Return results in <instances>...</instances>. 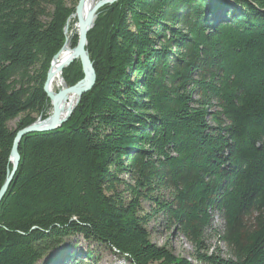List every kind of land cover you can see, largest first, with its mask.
<instances>
[{
  "label": "trees",
  "instance_id": "trees-1",
  "mask_svg": "<svg viewBox=\"0 0 264 264\" xmlns=\"http://www.w3.org/2000/svg\"><path fill=\"white\" fill-rule=\"evenodd\" d=\"M78 2L0 0V189L17 131L49 115L47 74ZM87 48L95 85L61 127L21 140L0 264H37L78 235L130 264H195L152 242L159 216L199 263L264 264V0H119ZM64 73L84 76L80 61ZM60 250L50 264H83Z\"/></svg>",
  "mask_w": 264,
  "mask_h": 264
},
{
  "label": "water",
  "instance_id": "water-1",
  "mask_svg": "<svg viewBox=\"0 0 264 264\" xmlns=\"http://www.w3.org/2000/svg\"><path fill=\"white\" fill-rule=\"evenodd\" d=\"M117 0H99L97 2V5L89 12V15H87L86 19H82L80 16L82 5L84 0H79L77 6H76V13L79 15V33H78V43L75 46L77 58L79 59L84 76L81 80H79L76 84L66 87L63 90L59 91L56 95H51L49 92L47 85L49 80V71L47 74V79L45 82L44 90L49 97V99H52V105H53V111L52 115L47 117L46 119L42 120V117L40 116L36 121H34L32 124L20 129L17 131L16 136L13 141L12 149H11V156L10 160L13 164L12 170L9 172L5 182L3 183L1 189H0V203L7 194L11 183L13 182L16 172L19 168V164L21 161V155L19 152V147L21 140L30 134L34 133H46L53 130L58 129L61 127L65 122H67L73 113L74 109L76 108L77 104L79 103L82 94L90 90L96 83L97 74L94 67V63L91 60L89 51H88V33L90 30L94 27V20L97 17V12L102 7L112 4V2ZM67 42V40H66ZM66 44V43H65ZM65 46V45H64ZM54 56L53 60L59 56L62 49ZM52 60V61H53ZM52 64V62H51ZM69 92H76L79 96L78 101L76 104L72 105L68 114L65 117H61V112L59 111V102L69 93ZM55 99V100H54ZM50 119V120H49ZM65 245V244H64ZM64 245H62L60 248H63Z\"/></svg>",
  "mask_w": 264,
  "mask_h": 264
},
{
  "label": "rangeland",
  "instance_id": "rangeland-1",
  "mask_svg": "<svg viewBox=\"0 0 264 264\" xmlns=\"http://www.w3.org/2000/svg\"><path fill=\"white\" fill-rule=\"evenodd\" d=\"M67 2L69 5L72 4V0H67ZM97 15H98V12H97ZM72 17L69 20V22L66 24V27H65V34H66V30H67L69 32V36H70L71 40H72L73 34H74V32H72V31L74 30V26H75V19H73ZM72 28H73V30H72ZM66 40H67V38H66ZM65 43H66V41H65ZM76 61H79V59ZM64 75H65V73H64ZM72 76H73V74H69V77L65 75L64 79L68 82V79L73 80L74 77H72ZM79 80L80 79H78L74 84H76ZM70 86H72V85H70ZM55 91H59V89L56 88ZM51 109H49V114L51 113ZM18 121H19V117L14 119V120H11L8 123L9 127L15 128L17 126ZM143 208H144L145 212H149L151 210V204L149 202L144 201L143 202ZM213 228L219 232H221L223 230L222 221L217 217H215V220L213 223ZM148 230L150 231L152 242H154L158 245H167V246L171 247L177 256L188 258L191 261H193V263H195V264H204V263H199L194 259V257H193V251L194 250H193L192 246L190 244H188L184 238H182L180 235L176 234V230L173 231V230L166 228V225H165L163 218L161 216L155 218L148 225ZM211 234L212 233L209 230L208 235H211ZM208 244L211 247L210 252H212L214 248L216 250V247H219L222 250V255L226 254V247H225L224 243L220 242L215 236H212L208 240ZM62 245H64V247L63 248L59 247V249H62L60 251L66 252V255L69 256L68 257L69 261L75 260L77 258V261H80L82 259L83 264H130V262H128V260H126L124 257H120L119 255H115L114 253L110 252L109 250L105 249L102 246H98V245L96 246L95 244L89 243L87 240H85L82 236H79V235L65 240ZM73 246H75V248H74V250H71V248ZM57 247L48 251L47 256H44L40 260V262H38L37 264H50L54 255L59 252V249H57ZM89 248L91 249V251H93V257L90 259L85 258V257L82 258L81 256L83 255V253L88 251ZM64 258H66V257H64ZM62 261H64V260L60 259L59 263L57 261V262H53L52 264H63Z\"/></svg>",
  "mask_w": 264,
  "mask_h": 264
},
{
  "label": "bare ground",
  "instance_id": "bare-ground-1",
  "mask_svg": "<svg viewBox=\"0 0 264 264\" xmlns=\"http://www.w3.org/2000/svg\"><path fill=\"white\" fill-rule=\"evenodd\" d=\"M98 1L99 0H84L83 5H82V9H81V13H80V16L82 17L83 20L86 19L87 15H89V12L97 5ZM118 1L119 0L114 1V2H112V4H114ZM112 4H109V5H112ZM72 16L71 17L73 19H75L74 28H75V32L78 35V33H79V26H78L79 15L75 12L74 15H72ZM96 19H97V17H96ZM96 19L94 20V25H95ZM66 36H67V42H66L64 48L62 49L61 53L59 54V56L52 61L50 71H49V80H48L47 88H48L49 92L51 93V95H53V96L58 94L59 91L63 90L64 88L69 87L67 82L64 80L63 71H64V69L71 66L73 62L78 60L75 47L71 46V38H70L69 32L67 30H66ZM56 88L59 89V91H55ZM78 99H79V96L76 92H69L59 102V111L61 112V117H65L68 114L71 106L76 104ZM50 101H51V108L52 109L50 108L51 113L47 117L51 116L52 111H53L52 99H50ZM47 117L42 118V120L46 119Z\"/></svg>",
  "mask_w": 264,
  "mask_h": 264
}]
</instances>
